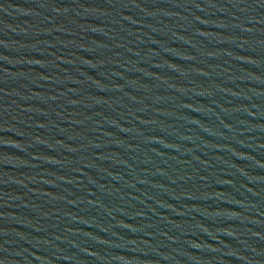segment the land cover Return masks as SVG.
<instances>
[{"label":"water","instance_id":"water-1","mask_svg":"<svg viewBox=\"0 0 264 264\" xmlns=\"http://www.w3.org/2000/svg\"><path fill=\"white\" fill-rule=\"evenodd\" d=\"M0 264H264V0H0Z\"/></svg>","mask_w":264,"mask_h":264}]
</instances>
